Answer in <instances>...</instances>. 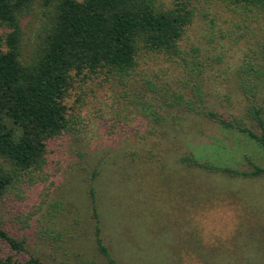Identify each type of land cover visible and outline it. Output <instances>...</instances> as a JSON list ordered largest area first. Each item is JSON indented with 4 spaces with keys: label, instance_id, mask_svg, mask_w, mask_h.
I'll return each instance as SVG.
<instances>
[{
    "label": "rangeland",
    "instance_id": "rangeland-1",
    "mask_svg": "<svg viewBox=\"0 0 264 264\" xmlns=\"http://www.w3.org/2000/svg\"><path fill=\"white\" fill-rule=\"evenodd\" d=\"M42 10V0H34L20 19L26 57L43 31ZM204 22L197 14L184 41L198 46L200 60L218 53L217 41L230 45L215 35L208 43ZM5 32L0 24V36ZM226 47L204 73L201 104L236 113L243 97L231 70L246 41ZM143 77L155 87L141 84ZM185 77L177 64L155 56L124 84L103 78L74 84L65 98L69 130L49 141L32 181L1 203L30 253L48 264H109L94 249L91 185L100 236L121 264H264V176L241 178L179 159L247 170L245 157L264 167V152L199 114L165 105L164 92Z\"/></svg>",
    "mask_w": 264,
    "mask_h": 264
},
{
    "label": "trees",
    "instance_id": "trees-1",
    "mask_svg": "<svg viewBox=\"0 0 264 264\" xmlns=\"http://www.w3.org/2000/svg\"><path fill=\"white\" fill-rule=\"evenodd\" d=\"M33 1L0 0V24L6 28L0 36V264H48L27 250L23 236L16 235L3 216L1 203L9 193L16 194L21 183L32 181L46 163L49 141L69 130L73 119L65 98L81 80L103 78L124 84L147 57L162 56L186 75L180 85L164 92L165 105L199 114L264 152V0H42L43 31L26 57L20 19ZM197 14L209 29L208 43L214 35L228 39L229 47L239 38L246 41L231 70L243 97L236 113L201 104L204 73L221 61L226 46L217 41L213 49L218 53L200 60L198 46L184 45ZM141 79V84L155 87L147 77ZM179 159L231 176H264V167L248 157L247 170L189 155ZM87 191L94 249L107 263L121 264L102 241L93 187Z\"/></svg>",
    "mask_w": 264,
    "mask_h": 264
}]
</instances>
